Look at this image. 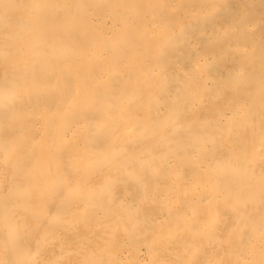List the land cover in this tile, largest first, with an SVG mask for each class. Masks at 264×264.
<instances>
[{
	"label": "bare ground",
	"instance_id": "obj_1",
	"mask_svg": "<svg viewBox=\"0 0 264 264\" xmlns=\"http://www.w3.org/2000/svg\"><path fill=\"white\" fill-rule=\"evenodd\" d=\"M0 264H264V0H0Z\"/></svg>",
	"mask_w": 264,
	"mask_h": 264
}]
</instances>
